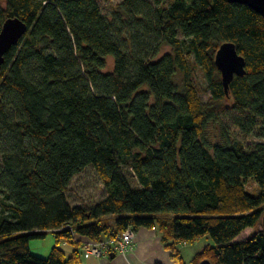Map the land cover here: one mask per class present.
I'll return each mask as SVG.
<instances>
[{
    "label": "trees",
    "instance_id": "trees-1",
    "mask_svg": "<svg viewBox=\"0 0 264 264\" xmlns=\"http://www.w3.org/2000/svg\"><path fill=\"white\" fill-rule=\"evenodd\" d=\"M168 2L124 0L108 18L98 0H0V32L9 18L28 27L0 71V264H79L60 248L73 232L101 242L156 227L176 264L204 237L214 245L191 264H264V18L226 0ZM224 43L246 61L228 92ZM229 111L263 141L209 140ZM89 167L105 196L72 206L67 189ZM49 233V257L33 255Z\"/></svg>",
    "mask_w": 264,
    "mask_h": 264
},
{
    "label": "rangeland",
    "instance_id": "rangeland-1",
    "mask_svg": "<svg viewBox=\"0 0 264 264\" xmlns=\"http://www.w3.org/2000/svg\"><path fill=\"white\" fill-rule=\"evenodd\" d=\"M124 0H98L100 8L103 14L111 18L112 13L115 11L117 6L122 3ZM172 3V0H169L168 4ZM172 52V49L168 46H164L161 49V52L157 59L163 57L166 54ZM156 59V60H157ZM107 69L104 71L105 73L111 72L114 68V59L109 57L107 59ZM195 84L200 90L204 101H206L210 93L208 92L207 82L205 80L203 72L196 67L195 73ZM231 108V107H230ZM238 116L229 111L223 116V127L222 126H212L208 133V138L213 143H229L234 140V138L241 139L245 144H255L263 141L257 135H243L241 134L237 127L235 126V122ZM247 190L256 194L258 192V187L253 183L249 182L247 185ZM67 197L72 206H82V207H90L97 203H99L105 196V189L103 181L100 179L96 171L89 167L83 173L75 176L71 181L68 189H67ZM254 230L247 229L245 230L237 239V242L243 241L244 239L250 238L253 235ZM56 245L55 235L49 233L45 238L42 239H34L30 242V249L32 254L47 259L51 253L52 248ZM214 245V242L210 239V237L201 238L194 243L181 245L180 250L184 261L187 264H191L194 256L201 252L206 246ZM66 249L69 253V248Z\"/></svg>",
    "mask_w": 264,
    "mask_h": 264
},
{
    "label": "water",
    "instance_id": "water-1",
    "mask_svg": "<svg viewBox=\"0 0 264 264\" xmlns=\"http://www.w3.org/2000/svg\"><path fill=\"white\" fill-rule=\"evenodd\" d=\"M107 1V0H106ZM229 3H235L248 6L264 18V0H226ZM28 27L25 22L19 18H9L3 24L0 32V71L4 64L5 55L16 46L27 33ZM216 65L221 72L222 81L226 92L229 91L230 84L234 77L245 74L246 61L241 56L235 44L224 43L220 46L216 54ZM264 226V216H263ZM114 254L111 255L113 257ZM201 264H211L209 261H203Z\"/></svg>",
    "mask_w": 264,
    "mask_h": 264
},
{
    "label": "crops",
    "instance_id": "crops-1",
    "mask_svg": "<svg viewBox=\"0 0 264 264\" xmlns=\"http://www.w3.org/2000/svg\"><path fill=\"white\" fill-rule=\"evenodd\" d=\"M69 248V253L66 249ZM185 246V244H182ZM60 248L64 250L67 257H70L76 250L80 253L79 264H176L173 253L167 249L162 241V233L159 228H142L136 231L135 242L132 249L126 254H114L106 258H97L87 255L81 251L79 246L61 243ZM180 249V247H179Z\"/></svg>",
    "mask_w": 264,
    "mask_h": 264
},
{
    "label": "built area",
    "instance_id": "built-area-1",
    "mask_svg": "<svg viewBox=\"0 0 264 264\" xmlns=\"http://www.w3.org/2000/svg\"><path fill=\"white\" fill-rule=\"evenodd\" d=\"M136 232L128 229L123 233H114L108 239L96 242L90 238L82 237L73 232V243L79 246L81 251L87 255L97 258H106L112 254H126L135 242Z\"/></svg>",
    "mask_w": 264,
    "mask_h": 264
}]
</instances>
